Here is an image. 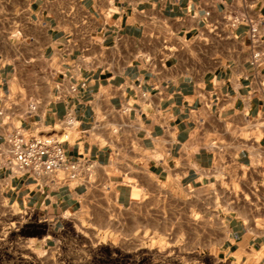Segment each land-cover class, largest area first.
<instances>
[{
  "label": "crops",
  "instance_id": "crops-1",
  "mask_svg": "<svg viewBox=\"0 0 264 264\" xmlns=\"http://www.w3.org/2000/svg\"><path fill=\"white\" fill-rule=\"evenodd\" d=\"M229 9L263 20L257 63ZM16 130L68 132L67 157L96 164L62 186L0 166V211L34 220L31 244L97 194L200 192L225 227L214 256L264 264V0H0V143Z\"/></svg>",
  "mask_w": 264,
  "mask_h": 264
},
{
  "label": "rangeland",
  "instance_id": "rangeland-1",
  "mask_svg": "<svg viewBox=\"0 0 264 264\" xmlns=\"http://www.w3.org/2000/svg\"><path fill=\"white\" fill-rule=\"evenodd\" d=\"M193 194L144 193L125 209L97 194L62 218L49 248L30 243L42 230L28 215L0 211V264H233L214 256L225 227Z\"/></svg>",
  "mask_w": 264,
  "mask_h": 264
},
{
  "label": "built area",
  "instance_id": "built-area-1",
  "mask_svg": "<svg viewBox=\"0 0 264 264\" xmlns=\"http://www.w3.org/2000/svg\"><path fill=\"white\" fill-rule=\"evenodd\" d=\"M229 28L238 24H246L247 34L251 42L252 63H257L263 57V52L254 49L259 43L263 20L247 11L229 9L225 13ZM83 84V83H82ZM72 90L75 88L72 86ZM35 104H29V110H34ZM66 127H73L75 119L67 113L64 119ZM68 138V132L62 137L55 135H29L22 130L9 134L0 143V166L11 171L25 173L46 185H91L94 183L95 162L90 157L81 155L74 159L67 157L63 142Z\"/></svg>",
  "mask_w": 264,
  "mask_h": 264
}]
</instances>
